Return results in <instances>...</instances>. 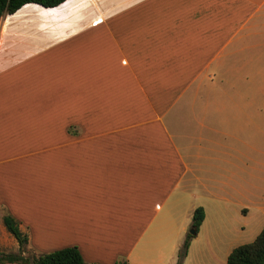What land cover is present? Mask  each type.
Masks as SVG:
<instances>
[{
    "label": "crops",
    "instance_id": "0c3cea01",
    "mask_svg": "<svg viewBox=\"0 0 264 264\" xmlns=\"http://www.w3.org/2000/svg\"><path fill=\"white\" fill-rule=\"evenodd\" d=\"M197 207L182 264L229 255L237 211L264 226V0L0 16V253L18 251L10 215L23 255L177 264Z\"/></svg>",
    "mask_w": 264,
    "mask_h": 264
},
{
    "label": "trees",
    "instance_id": "16d2710c",
    "mask_svg": "<svg viewBox=\"0 0 264 264\" xmlns=\"http://www.w3.org/2000/svg\"><path fill=\"white\" fill-rule=\"evenodd\" d=\"M65 0H0V16L3 14H13L23 5L35 3L43 7H55ZM204 219L202 207H197L192 214V229L195 231ZM3 223L7 231L18 243L17 252L0 253V264H84L82 256L75 246L64 247L49 253L38 256L23 255V247L27 243V237L19 230L17 221L10 215L3 217ZM191 234H187L183 245L178 253L177 264H182V260L187 253ZM115 264H129L121 260ZM226 264H264V226L256 238L245 244H241L232 249L226 259Z\"/></svg>",
    "mask_w": 264,
    "mask_h": 264
},
{
    "label": "rangeland",
    "instance_id": "374dc122",
    "mask_svg": "<svg viewBox=\"0 0 264 264\" xmlns=\"http://www.w3.org/2000/svg\"><path fill=\"white\" fill-rule=\"evenodd\" d=\"M254 218L257 221L258 219H260V216H252L251 214L245 216L243 215L242 212L237 211V220L234 223L236 230L234 231V236L232 240L233 244L238 246L241 244L249 243L254 239V235H255L254 230L256 226V223L253 222ZM191 229L192 228H189L188 231H190ZM23 250L24 251L26 250V245H24ZM227 256L218 254L217 261L215 262V264H226ZM207 258H208L207 256H203L199 253H192V255H190V264H194V263L200 264L204 262V259Z\"/></svg>",
    "mask_w": 264,
    "mask_h": 264
},
{
    "label": "water",
    "instance_id": "95a60500",
    "mask_svg": "<svg viewBox=\"0 0 264 264\" xmlns=\"http://www.w3.org/2000/svg\"><path fill=\"white\" fill-rule=\"evenodd\" d=\"M189 232H190V234H194L195 233V229H191Z\"/></svg>",
    "mask_w": 264,
    "mask_h": 264
}]
</instances>
